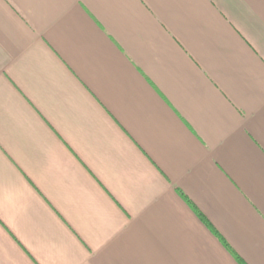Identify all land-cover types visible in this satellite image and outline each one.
<instances>
[{
    "label": "crops",
    "instance_id": "0c3cea01",
    "mask_svg": "<svg viewBox=\"0 0 264 264\" xmlns=\"http://www.w3.org/2000/svg\"><path fill=\"white\" fill-rule=\"evenodd\" d=\"M0 264H264V0H0Z\"/></svg>",
    "mask_w": 264,
    "mask_h": 264
}]
</instances>
